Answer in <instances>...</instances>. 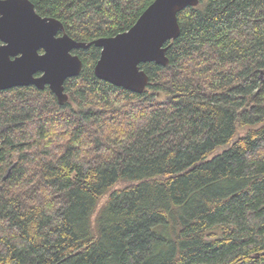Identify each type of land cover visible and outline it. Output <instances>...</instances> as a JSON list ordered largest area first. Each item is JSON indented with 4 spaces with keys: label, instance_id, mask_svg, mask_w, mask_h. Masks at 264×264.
I'll return each mask as SVG.
<instances>
[{
    "label": "trees",
    "instance_id": "obj_1",
    "mask_svg": "<svg viewBox=\"0 0 264 264\" xmlns=\"http://www.w3.org/2000/svg\"><path fill=\"white\" fill-rule=\"evenodd\" d=\"M29 1L87 44L154 2ZM177 18L142 93L96 78L93 45L64 104L0 91V264H264V0Z\"/></svg>",
    "mask_w": 264,
    "mask_h": 264
},
{
    "label": "water",
    "instance_id": "obj_2",
    "mask_svg": "<svg viewBox=\"0 0 264 264\" xmlns=\"http://www.w3.org/2000/svg\"><path fill=\"white\" fill-rule=\"evenodd\" d=\"M203 1L154 0L128 31L87 44L65 33L57 36L64 32L63 24L39 16L29 0H0V91L48 87L64 104L68 100L65 81L78 77L82 70L81 60L72 51L93 45L100 49L93 70L96 78L142 93L149 79L140 65L168 64L167 44L180 34L178 13Z\"/></svg>",
    "mask_w": 264,
    "mask_h": 264
},
{
    "label": "flooded vegetation",
    "instance_id": "obj_3",
    "mask_svg": "<svg viewBox=\"0 0 264 264\" xmlns=\"http://www.w3.org/2000/svg\"><path fill=\"white\" fill-rule=\"evenodd\" d=\"M63 33H65V31H64V32H59L57 36H60V35H62ZM65 34H66V33H65ZM39 53L42 54V53H43V50H40ZM72 54H73V53H72ZM36 76H40V74H37Z\"/></svg>",
    "mask_w": 264,
    "mask_h": 264
},
{
    "label": "rangeland",
    "instance_id": "obj_4",
    "mask_svg": "<svg viewBox=\"0 0 264 264\" xmlns=\"http://www.w3.org/2000/svg\"><path fill=\"white\" fill-rule=\"evenodd\" d=\"M245 132V129L240 130V134H243Z\"/></svg>",
    "mask_w": 264,
    "mask_h": 264
}]
</instances>
